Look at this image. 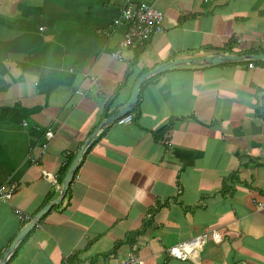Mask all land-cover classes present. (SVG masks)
<instances>
[{
    "label": "crops",
    "instance_id": "0c3cea01",
    "mask_svg": "<svg viewBox=\"0 0 264 264\" xmlns=\"http://www.w3.org/2000/svg\"><path fill=\"white\" fill-rule=\"evenodd\" d=\"M128 1L164 30L117 59L127 0H0V261L31 225L4 264H264V0Z\"/></svg>",
    "mask_w": 264,
    "mask_h": 264
},
{
    "label": "built area",
    "instance_id": "2783aa9c",
    "mask_svg": "<svg viewBox=\"0 0 264 264\" xmlns=\"http://www.w3.org/2000/svg\"><path fill=\"white\" fill-rule=\"evenodd\" d=\"M122 17L128 23V30L120 42L119 48L114 52V57L117 59H121V49L130 46L133 41L147 39L151 34L160 33L164 30L163 11L152 3L146 1L132 4L127 0V3L122 9ZM131 119L132 116L127 113L119 117L117 122L122 124ZM47 135L51 137L52 132H47ZM11 193L12 189L0 195V197L5 199L10 198ZM258 206L264 208V203L260 202L258 203ZM208 239H212L215 243H220L222 240V234L219 230L213 229L210 232L198 235L192 239L191 243H178L167 251L170 255L185 259L188 256L193 255L195 249H201ZM121 264H142V259L138 253L130 251L122 260Z\"/></svg>",
    "mask_w": 264,
    "mask_h": 264
},
{
    "label": "water",
    "instance_id": "95a60500",
    "mask_svg": "<svg viewBox=\"0 0 264 264\" xmlns=\"http://www.w3.org/2000/svg\"><path fill=\"white\" fill-rule=\"evenodd\" d=\"M251 58H256L258 56H255V55H249ZM232 56L229 55V54H215V55H212V56H204V57H199V58H196V59H188L186 60L185 62L186 63H190V64H198V65H202V64H213V63H218V62H223V61H228ZM261 58H264V55H261L260 56ZM181 61H175V62H171V63H166L164 65H161L145 74H143L135 83L134 85V88H133V95H132V98L131 100L129 101L128 105H126L124 108L120 109L119 111H117L116 113H114L112 116L106 118L103 123L100 125L99 129L103 128L105 125L111 123L113 120H115L116 118L122 116L123 114L127 113L128 111H130L136 101H137V97H138V90H139V86L141 85V83L143 82V80H145L147 77L151 76V75H155L159 72H161L162 70H165L171 66H174V65H179ZM181 64V63H180ZM261 100L263 101L264 103V93L262 95V98ZM262 110H263V113H264V104H262L261 106ZM98 131L94 132L90 137L89 139L93 138L95 136V134L97 133ZM90 140H87L85 141V143L83 144V146L81 147V149L78 151L76 157L74 158V160L72 161L64 179H63V183H62V187H61V193H60V201L61 199L64 197L66 191H67V188L69 186V182L71 180V177L74 173V170L77 166V163L79 161V159L81 158L82 154H83V151L85 149V147L87 146V144L89 143ZM60 201L58 202H54V203H59ZM53 204V203H52ZM51 203H48L42 210L41 212L38 214V215H42L44 214L48 209L49 207L52 205ZM37 215V219H38V216ZM36 219V220H37ZM31 228V225H27L26 227H24L18 234L17 236L14 238L13 242L11 243V245L8 247L7 251L5 252L4 256L2 257L1 261H0V264H4L6 259L8 258L9 254L12 252V250L16 247V245L18 244V242L27 234V232L29 231V229Z\"/></svg>",
    "mask_w": 264,
    "mask_h": 264
},
{
    "label": "rangeland",
    "instance_id": "374dc122",
    "mask_svg": "<svg viewBox=\"0 0 264 264\" xmlns=\"http://www.w3.org/2000/svg\"><path fill=\"white\" fill-rule=\"evenodd\" d=\"M178 258V257H177Z\"/></svg>",
    "mask_w": 264,
    "mask_h": 264
}]
</instances>
